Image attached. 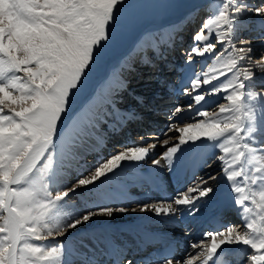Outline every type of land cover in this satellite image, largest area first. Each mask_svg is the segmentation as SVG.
<instances>
[{"label": "snow or ice", "instance_id": "obj_1", "mask_svg": "<svg viewBox=\"0 0 264 264\" xmlns=\"http://www.w3.org/2000/svg\"><path fill=\"white\" fill-rule=\"evenodd\" d=\"M169 2L0 0V264H264V56L237 36L249 13L264 33V3L206 4L212 11L185 50L175 96L183 101L168 107L164 129L147 144L93 154L131 95L122 70L135 71L131 61L146 47L159 52L140 18ZM139 63L157 69L148 55ZM160 75L151 79L161 84ZM135 101L154 111L143 95ZM193 146L218 152L196 164L186 185L178 176L175 195L144 200L139 212L171 224L178 214L196 220L224 178L239 222L204 230L182 249L130 252L105 218L128 213L131 188L169 192L176 161ZM201 166L211 171L201 175Z\"/></svg>", "mask_w": 264, "mask_h": 264}, {"label": "bare ground", "instance_id": "obj_2", "mask_svg": "<svg viewBox=\"0 0 264 264\" xmlns=\"http://www.w3.org/2000/svg\"><path fill=\"white\" fill-rule=\"evenodd\" d=\"M252 1L253 0H251V2ZM254 1L255 2H252V3H255L257 6H259L260 0H254ZM193 17H194V14H193L192 17H188L184 21V23L181 24L182 27H180V28L184 29L188 24H191V23L195 22L196 20L193 19ZM255 19L257 20L256 17H255ZM189 21H191V23H189ZM176 25H174V27ZM172 28L173 27L165 29L163 31V37H161V38H160V36L157 35L159 37V41H158L159 42V52L158 53L155 50L151 49L150 47H149L150 49L147 48L149 52H151V50L153 51V54H154L153 57L148 55V54H145V55H148L149 59H151L153 61V63H154V60H156L157 57L160 58V54L163 53L162 52L163 49L166 50L167 48L172 47L175 42H177V41H175V39H176V35H178V33H179L180 28L179 29H177L176 27L173 28V29ZM171 29H172L171 37L168 38L166 42L162 43L161 39L164 38L165 36L168 37V33H169V31H171ZM183 29H181V33H182ZM174 33L176 35H175V38L173 39ZM263 34L264 33L260 32V35L262 37L264 36ZM184 38H183V40H184ZM151 39H153V38H151L150 36H148L146 38V40H151ZM191 44H192V42L190 41V43L188 44L189 48L192 46ZM258 45H260V44H258ZM258 45H256V46H258ZM145 51L148 52L146 49H143L141 52L139 51L140 53H142V57H144L143 53ZM257 52H258V54H261V56H264V46H258L257 49L255 50V52H253V54H257ZM172 54L173 53H170V55H172ZM162 58H164V57H162ZM162 58L160 59V61H162ZM183 61H184V59H183V57L180 56V52H179V57H177V61H176L178 70L175 71V73H174L175 76H176V78L174 79V81H175L174 84L175 85H173V84L171 86L169 85V82H170L169 81L170 80L169 76L171 75V73H172L171 71L172 70L169 71L168 75L162 74L160 76L159 79H161V81H162L161 84H159L158 82H155L154 80H149V81L143 80L142 83H138L137 82L136 84H133V86L137 85V84H142V85L148 86L150 83L151 84L153 83V84H156L159 89H156L154 87L153 88H145L143 86V88H140V87L131 86V87H133V89L131 90V95H129L127 97L131 96L130 99H132V101H134L133 104L136 105V107H133L130 104L127 108L125 107V109H124V107L118 108V112L112 118V120L109 121V123L115 122V128H119L122 125V123H120L121 121L125 122V125L127 127H128L129 123H130V127H133L134 124H136L137 122H141L144 127H149V128H147V130L151 129V127L149 126L150 123L149 122L146 123V121H148L150 119V117H153V116H151L152 114L149 112V110H147L143 106H140L135 101V97H136V95H143L145 97V100H146L147 104L150 103L152 105H155L156 108H158L157 104L159 103V101H161L163 98H169V97H166V96L167 95L171 96L173 94V90H172L173 86L175 87L178 82L182 81V79H183L182 74H184V72H185L184 71V69H185L184 66L186 65V63H184ZM170 62L171 61H168L167 63L171 64ZM165 66L166 65H164V67ZM138 69H141V68H136V70H138ZM130 70L131 69H127V71H130ZM165 71H167V70H165ZM147 74H149V72H147ZM184 75H186V74H184ZM132 77H133V75H131L128 78L129 81L132 79ZM177 79H178V81H177ZM153 86H155V85H153ZM178 94H179V89H178V91L175 94L172 95L174 97V99H170V100H166V101L168 103H170L171 105H173L175 102H178L176 100H181L179 102H182L183 97L177 96L175 98V96L178 95ZM180 98H182V99H180ZM124 101L127 102L128 99L124 98ZM144 109H146V110H144ZM136 110H138V111L144 110L142 118H139V119L137 118V115H136L137 111ZM129 115H131V118H127ZM168 119H171V118L166 116L164 113L163 114H159V116L157 117V120L155 121L156 122V127H157L156 130L160 129V132H161L162 129L159 128V126L164 125L166 120H168ZM159 123H161V124H159ZM156 130H154V131H156ZM116 131L117 130H113L112 128H107V127L102 128L100 130V135L102 136V138H104L105 142H104V144L93 145V147L96 149V152L93 153L94 155L95 154H99L100 156H103L107 152L113 151L115 148L119 147L121 144H126V143H132V144H137V145H139V144H147V143L151 142V140L154 139V136H155L154 132H152L148 136H144V138H142V137L139 138V137L136 136L137 135L136 134L135 135V137H136L135 139H133L134 137L131 138V139H129V137H128V139H126L124 141L123 140L124 138H118L117 137L115 139V137H114L115 135L114 134H117ZM127 132H130V130L126 131V133ZM111 141H113V142H111ZM117 141L120 144L116 143ZM213 149H216V148H211L210 149L208 147H203V148L197 149L194 146L185 148L183 150V152L180 154L179 159L176 161V173L174 175H171V177H170L169 192H167L166 194L165 193H159L155 189L151 188L152 191L149 194H143V195L139 194L138 195V193H136V194L133 193V192L137 191L138 188H136V187L131 188L129 190V196L132 199L125 201V206L130 207L131 202L136 204L137 205L136 206L137 207L136 212L133 213L131 211V209H130L128 211V213H118V214H115L113 218H110V219L105 218L109 224L121 225L124 228H128L129 229L127 232H123V231H121V229L123 228L121 226H114L115 229L112 227L113 230L115 231L116 235H117V239L120 242H122V240H127L126 242H129L128 239L131 240V241H134L135 239H139V237H142L143 234H146V233L154 235L157 232L165 231L167 233H172L173 234V238H177V239H174V240L175 241H179L180 248L182 249L183 247L186 246V243L182 242L181 240H184L185 242H187V240L189 238H198L199 235L205 230V228L208 227V224L211 222V220L208 217L209 216V212L212 211L216 207L214 205L215 203L212 204V206H210V203H213L212 202L213 200L210 202V199L213 198V196H214V198H217V199L214 200V202H216L218 207L221 206V209H225V206H227V204L229 205V203H234V194L232 193L231 188H225V187H227L225 185H229V183L226 181L225 183L223 182V184H220L221 178L215 182V186L218 185V187H216V188H218L217 189L218 192L215 190V192L211 196V198L208 199L202 205L203 208L207 207L206 208L207 212H202L200 217H198L196 220H193L192 217L187 215V214H184L183 216L178 214L176 223L175 224H171L165 219L157 218V217H154L152 215L141 214L139 212V209L141 207V203L144 200L151 199L153 201H156L161 196H164V195H175V192L178 189L177 177L179 176L181 178L182 184L186 185L187 183H189L190 180L193 178L192 177V172H193V169L195 168L196 164L198 162H200L201 160L206 159V158L211 160L212 155H213L212 154ZM215 153H216V151H214V154ZM89 162H91V158H90ZM213 167L215 168L216 165H214ZM197 171L199 172V174L204 175L206 172L211 171V169L203 167V171H199L198 169H197ZM186 173H188V174L185 177ZM164 176L168 177V176H170V174L169 173H164ZM120 179H121V181H123L124 177H120ZM166 183H168V181H166ZM229 187H230V185H229ZM143 188L145 189L146 186H144ZM227 192H230V193L227 194ZM134 195H135V197L137 199L134 198ZM236 216L238 218L236 217L235 223H237V221L239 222V220H240V217L238 215H236ZM211 225H212V227H214V225L217 226V220L214 219V223H212ZM131 232H134L137 235H132ZM185 233H187V235ZM173 248H175V246Z\"/></svg>", "mask_w": 264, "mask_h": 264}, {"label": "rangeland", "instance_id": "obj_3", "mask_svg": "<svg viewBox=\"0 0 264 264\" xmlns=\"http://www.w3.org/2000/svg\"><path fill=\"white\" fill-rule=\"evenodd\" d=\"M215 2H217V0H170V2L164 8H162V9L156 11V12H150V13L144 14L140 18V23L138 25V29L141 30V32L145 33V38H147L148 36H150L151 38L159 41V37L158 36H160V38L163 37V31L165 29L171 28V27L175 28L174 25L179 24V23H180L179 24L180 27H182L181 24H183L184 21L188 17H192L193 14H194L193 19H195L196 21L193 22V23H191V21H189V23H191V24H188L184 29L183 28H180L178 35H176L178 38H176L177 43L175 44V47L176 48H179V49H183L182 51H180V56L183 57V59H184L183 62L185 63V54H186V51L185 50L186 49H189L188 44L190 43V41L193 44L192 35L197 30V28L199 27V23H200V20L202 18L203 12L207 11V12L211 13V11H212V8L211 7L205 8V6H206V4H211V3H215ZM252 2H255V1L253 0ZM252 2H251V0H248V3L249 4L256 5L255 3H252ZM261 3H264V0H260V3L259 4H261ZM189 12L191 13L190 16L187 15ZM182 19H183V22L181 23ZM254 19H255V16L252 15V14H250V13L247 14V15H244L243 17H241L240 18V21L241 22H246L250 26L247 27V28H243L242 27L237 32L238 38L248 39V40H251L252 41V45L251 46L253 48V52H255V50L257 49L258 46H264V36L262 37L260 35V31L257 30V28L255 27V25H256L255 22L257 20L256 19L254 20ZM172 29H171V31H169L168 37L165 36L164 38L161 39V42L162 43L166 42L167 39L171 37ZM181 29H183L182 33H181ZM138 36H139V34H138ZM137 38H133V40L127 41L125 43V45L123 46V48L121 49V52L127 51V49L129 47H131L134 42H136ZM183 38H184V40H183ZM258 44H260V45H258ZM256 45H258V46H256ZM147 48L150 49L149 47H146L144 49H146L148 51ZM258 52H257V54H253L255 58H260L261 57V54H258ZM143 55L145 56L144 53H143ZM176 55L179 56V54H176ZM139 56H140V54L137 52L135 54V56H134V59H133L132 63L135 62L137 60L136 57H139ZM196 67L198 69L199 68V65H197ZM184 68H185L184 69V71H185L184 74H186L187 65H185ZM122 74L124 76H127L128 78L131 75H133L132 79L130 80L131 83H132L131 86H133V84H136L137 82L138 83H142L143 80L148 81L149 79H151V77H146V76L144 77L142 74L140 75V74H137V73L132 72V71H127V69L122 70ZM169 81H170L171 84L175 85L174 84L175 81L173 79L172 80H169ZM177 81H178V79H177ZM181 84H182V81L178 82L175 87L173 86V88H176L177 86L180 87ZM153 85H155V86H153ZM143 86L145 88H153L154 87L156 89H159L157 87V85L156 84H153V83L152 84L150 83L148 86H145V85H142V84H137V85H134L133 87L143 88ZM133 87H131L130 91L133 89ZM177 90H176V92H177ZM173 94H174V92H173ZM125 98L128 99V101L127 102L126 101H123L124 103L123 102L121 103L123 106L120 104V105H118V108L124 107V109H125V107L127 108L130 104H131V106L136 107V105L133 104L134 101H132V99H130L131 96L130 97H127L126 96ZM180 99H182V98H180ZM182 101H183V99H182ZM136 111L139 112L138 110H136ZM164 127H165V125L159 126V128H161V129H164ZM154 128H157V127H155V125H154ZM153 132H154V130H153ZM149 133H151V132H149ZM147 134L148 133H145V135L144 134H137L136 136L139 137V138H141V137L144 138V136H148ZM156 134H157V132H156ZM135 138L136 137L134 136V139ZM214 151L218 152V149H213L212 154H214ZM223 182L225 183L226 180L224 178H221L220 184H223ZM225 186H227L225 188H230L229 185H225ZM216 187H218V185L215 186V190L217 191L218 188H216ZM133 193L140 194L139 191H135ZM229 193L230 192H227V194H229ZM134 198H136L135 195H134ZM215 199H217V198H214V196H213V198L210 199V202L213 200L212 201L213 203H210L209 202L210 203V206H212V204L215 203L214 205L216 207H218V205L216 204V202H214ZM229 204H231V203H229ZM136 206H137L136 204H134V203L131 202L130 207H129V210L130 209H133V208L134 209H137ZM206 208L207 207H204L203 208L204 209L203 212H207ZM226 211L229 212V213L235 212L234 204H232V206H228ZM110 225L113 228H114V226H121V225H113V224H110ZM121 227H123V226H121Z\"/></svg>", "mask_w": 264, "mask_h": 264}]
</instances>
